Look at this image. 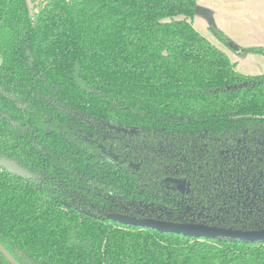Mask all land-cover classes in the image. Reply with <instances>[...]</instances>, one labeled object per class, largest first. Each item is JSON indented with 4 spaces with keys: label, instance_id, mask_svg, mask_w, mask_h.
<instances>
[{
    "label": "trees",
    "instance_id": "1",
    "mask_svg": "<svg viewBox=\"0 0 264 264\" xmlns=\"http://www.w3.org/2000/svg\"><path fill=\"white\" fill-rule=\"evenodd\" d=\"M197 1L0 0V160L32 175L0 167L19 264H264V242L111 219L264 228V75L194 28Z\"/></svg>",
    "mask_w": 264,
    "mask_h": 264
},
{
    "label": "crops",
    "instance_id": "2",
    "mask_svg": "<svg viewBox=\"0 0 264 264\" xmlns=\"http://www.w3.org/2000/svg\"><path fill=\"white\" fill-rule=\"evenodd\" d=\"M198 12L192 19L194 28L212 44L223 50L248 75H264V56H239L234 47L221 43L210 31H222L234 46L264 48V0H198Z\"/></svg>",
    "mask_w": 264,
    "mask_h": 264
},
{
    "label": "water",
    "instance_id": "3",
    "mask_svg": "<svg viewBox=\"0 0 264 264\" xmlns=\"http://www.w3.org/2000/svg\"><path fill=\"white\" fill-rule=\"evenodd\" d=\"M198 9L199 8L197 7L196 14ZM0 167L14 175L32 177L30 173L9 161L0 160ZM111 219L126 225H132L141 228H152L159 232L178 234L197 239L227 238L232 241H242L245 243L264 242V228L253 231H243L201 224L167 222L155 219L138 220L120 215L112 216ZM0 252L10 262V264H19L18 261L1 244Z\"/></svg>",
    "mask_w": 264,
    "mask_h": 264
},
{
    "label": "rangeland",
    "instance_id": "4",
    "mask_svg": "<svg viewBox=\"0 0 264 264\" xmlns=\"http://www.w3.org/2000/svg\"><path fill=\"white\" fill-rule=\"evenodd\" d=\"M27 2L29 4L31 14L34 16L38 12L40 3H42L43 0H27ZM0 63H2V61ZM179 185H181V183H179ZM181 187L184 188L183 185H181Z\"/></svg>",
    "mask_w": 264,
    "mask_h": 264
},
{
    "label": "flooded vegetation",
    "instance_id": "5",
    "mask_svg": "<svg viewBox=\"0 0 264 264\" xmlns=\"http://www.w3.org/2000/svg\"><path fill=\"white\" fill-rule=\"evenodd\" d=\"M262 75V74H261ZM120 130H124V129H120ZM179 184V183H178ZM181 185H183L184 186V188L183 187H181ZM181 185H179V187L182 189V190H185L187 193L189 192V185H187V184H185V183H182ZM124 217H126V216H124ZM129 218H133V217H129ZM134 219H142V218H134ZM146 219V218H145ZM162 221H164V220H162ZM168 222V221H167Z\"/></svg>",
    "mask_w": 264,
    "mask_h": 264
}]
</instances>
